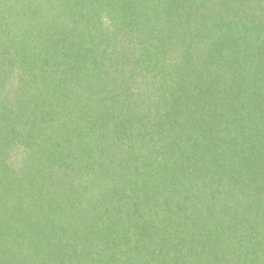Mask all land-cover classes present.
I'll return each mask as SVG.
<instances>
[{
  "label": "trees",
  "instance_id": "obj_1",
  "mask_svg": "<svg viewBox=\"0 0 264 264\" xmlns=\"http://www.w3.org/2000/svg\"><path fill=\"white\" fill-rule=\"evenodd\" d=\"M0 264H264V0H0Z\"/></svg>",
  "mask_w": 264,
  "mask_h": 264
}]
</instances>
